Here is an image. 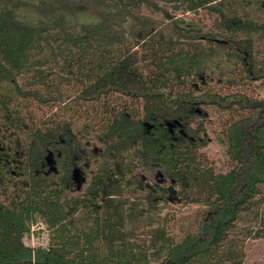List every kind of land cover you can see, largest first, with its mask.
<instances>
[{
  "label": "trees",
  "instance_id": "1",
  "mask_svg": "<svg viewBox=\"0 0 264 264\" xmlns=\"http://www.w3.org/2000/svg\"><path fill=\"white\" fill-rule=\"evenodd\" d=\"M259 238L264 0H0V264H242Z\"/></svg>",
  "mask_w": 264,
  "mask_h": 264
},
{
  "label": "rangeland",
  "instance_id": "2",
  "mask_svg": "<svg viewBox=\"0 0 264 264\" xmlns=\"http://www.w3.org/2000/svg\"><path fill=\"white\" fill-rule=\"evenodd\" d=\"M190 12H185L183 14L178 13V15H182L183 17L189 16ZM207 154L212 157L215 162L220 165L222 158V154L219 151V147L216 143L212 142L206 148ZM41 220L37 219L32 225L29 226V232L24 238L26 244L29 245H46L47 243V229L46 227H42L43 224H40ZM34 226L33 229L31 227ZM39 228V229H38ZM244 259L242 264H264V238L259 239H249L245 243L244 248Z\"/></svg>",
  "mask_w": 264,
  "mask_h": 264
},
{
  "label": "built area",
  "instance_id": "3",
  "mask_svg": "<svg viewBox=\"0 0 264 264\" xmlns=\"http://www.w3.org/2000/svg\"><path fill=\"white\" fill-rule=\"evenodd\" d=\"M40 224H43V222H40ZM31 225H32V224H31ZM31 225H30V226H31ZM43 227L45 228V225H44V224H43L42 227H40V228H43ZM33 228H34V226L31 227V229H33ZM38 229H39V228H38ZM29 232H30V231H29ZM30 233H31V232H30Z\"/></svg>",
  "mask_w": 264,
  "mask_h": 264
}]
</instances>
